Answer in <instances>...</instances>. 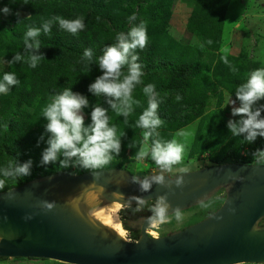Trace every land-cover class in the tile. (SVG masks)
I'll return each instance as SVG.
<instances>
[{"label":"rangeland","instance_id":"374dc122","mask_svg":"<svg viewBox=\"0 0 264 264\" xmlns=\"http://www.w3.org/2000/svg\"><path fill=\"white\" fill-rule=\"evenodd\" d=\"M114 1L116 3L109 7L111 12L117 15L127 13V2L131 5L135 4L125 0ZM147 1L149 3L146 4L145 1L142 3L143 9L138 6L134 8L140 14L137 25L143 22L146 25L148 38H152L155 42L153 45L155 50L151 53L154 57L153 65H150V67H154L149 69L142 67L144 72L142 83L133 93V99L139 101V104H133V112L128 117L127 124H125V118L122 115H117L109 109L110 126L114 124L117 127L118 135H124L121 137L120 155L104 169L121 165L132 176L136 175L141 178L160 171L150 158L143 161L135 159V153L142 144L143 132V129L135 127V121L139 118L135 111L148 107V98L143 93V87L148 84L154 85L156 93L162 98V109H167L166 118L174 122L180 120L182 122L179 126L173 124L172 129L164 127L165 125L162 124L157 130L161 140L176 139L185 144L183 163L174 166L173 173L180 172L181 167L190 171L204 166L217 165L215 162L226 153H231L232 161L256 163L252 156L254 151L251 150V144H240L239 141L242 137H234L227 127L228 121L230 119L237 120V117L232 116V105H226V103L231 98L235 100L233 84H239V81L245 82L252 70L264 68V0H228L226 2L219 22L221 28L219 46L215 50L202 42L199 33L188 30V20L194 3L192 0H169L168 6L165 7L170 12L169 19L166 26L157 31L155 28L160 19L158 16H156L157 19L154 15L152 17L154 6L150 4V0ZM222 2L223 0H216L218 6ZM0 6H3L0 7L2 10L5 6L12 8L15 5L8 1ZM23 14L24 12L18 9H11L10 14L7 15L0 11V29H2L0 34V80L3 79L5 72L12 71L16 73L20 81L7 93H0V140L4 134L7 135L8 131L14 129V133L10 136V140L6 141V145L2 146L4 143L0 142V165L7 161L9 156L16 158L20 163L31 159L33 161L31 174L44 171L53 173L60 168L58 164L41 165L40 163L43 150L48 146L47 139L50 135L45 131L47 121L43 117V109L50 102V99L47 98L49 95L40 93L31 95L35 89L36 76L28 72H23L21 75L8 64L9 54H14L19 49L17 43L11 42L8 28L16 18ZM183 68L190 71L186 78H183L179 73ZM62 90L63 88L60 89V92ZM170 91L172 93H169ZM177 95L181 97L179 101L176 100ZM236 106H239L238 101ZM178 108L183 110L188 108L189 113L184 117L191 116L193 118L194 114L198 112L200 114L184 122L180 116L181 112L171 114V111ZM91 111V106L84 109L86 125L91 123ZM180 131H187L191 135L185 140V138L176 135ZM41 136L44 137L43 140L40 139ZM131 142H135V147H128ZM81 169L83 168H67L68 173L71 174H78ZM0 178H3L2 175ZM27 178L29 176L24 177L23 180ZM10 180L9 178L6 182L8 183ZM221 203V199H213L182 211L183 219L180 221L170 215L168 222L151 224L147 231L161 236L184 228L213 212ZM128 209L119 210L120 219L131 212ZM134 234L137 232H131L124 228L126 238L134 240L136 238ZM57 262L42 258H7L0 261V264H58Z\"/></svg>","mask_w":264,"mask_h":264},{"label":"water","instance_id":"95a60500","mask_svg":"<svg viewBox=\"0 0 264 264\" xmlns=\"http://www.w3.org/2000/svg\"><path fill=\"white\" fill-rule=\"evenodd\" d=\"M98 171V177L91 171L49 173L0 191V257L66 264H264V164L226 162L173 173L185 179L182 188L173 184L174 192L153 185L141 193L125 168ZM114 192L125 200L142 195L150 201L168 193L172 209L178 205L181 211L215 196L222 203L204 218L157 237L147 231L151 213L120 219L124 228L137 232L127 240L87 215L89 193L99 194L95 208H101L118 199ZM45 200L55 201V208L44 209Z\"/></svg>","mask_w":264,"mask_h":264},{"label":"clouds","instance_id":"9594fccd","mask_svg":"<svg viewBox=\"0 0 264 264\" xmlns=\"http://www.w3.org/2000/svg\"><path fill=\"white\" fill-rule=\"evenodd\" d=\"M27 4L28 0H23ZM5 15L10 14L11 9L5 6L2 10ZM129 21L136 20V15L132 14ZM54 23H58L61 30L77 35L85 28L83 18L65 19L60 16L52 17L44 21L41 28L30 27L24 36L23 52H16L12 60L8 61L11 66L17 62L25 61L30 67L36 68L41 60L45 58L40 53L41 41L38 37L41 31L50 34ZM148 43L146 25L141 22L133 25L127 33L120 32L116 36V43L107 46L103 50V55L94 60L93 50L85 49L83 59L89 64L95 62L99 66L102 75L96 77L95 81L89 85V91L96 97L104 96L108 107L99 104L90 105L89 99L78 92H74L72 87H65L62 92L51 97L50 102L43 109V117L47 123L45 131L50 134L47 139V147L43 150L41 165L58 164L60 168L79 167L93 172L99 176L98 170L104 169L122 150L121 137L117 127L110 126L109 109L117 115H122L125 124L128 117L133 112V104L139 101L133 99V91L137 85L142 83L144 75L142 65L138 62L137 49H144ZM127 66V72L123 69ZM235 71V69H233ZM91 72V71H90ZM89 72V73H90ZM86 73V74H89ZM20 83L15 72H5L0 80V93H7L9 89ZM143 93L148 98V107L139 115L135 121V127L143 129L142 144L135 153L137 161L150 158L160 169L158 173L145 175L143 178L133 175L131 182L139 185L141 193L150 192L153 185H159L175 191L185 185L183 175H172L174 166L181 165L185 155V144L176 139L170 141L161 140L157 131L163 124V120L157 114L160 100L155 86L148 84L143 87ZM181 97L177 95L176 100ZM264 100V68L254 69L250 72L245 82L235 89V100L230 99L226 105H232V116L239 117L238 120L230 119L227 127L234 137H242L239 141L243 143H253L257 137H264V104L259 102ZM239 101V106L237 105ZM92 107L91 123L85 124L84 109ZM185 140L191 135L187 131H180L176 134ZM44 139L43 136L40 138ZM135 147V142L128 145ZM257 164H264V150L257 149L252 153ZM33 161L29 159L20 163L18 160H9L6 165L0 168V190L5 187L7 179L17 180L31 176ZM180 172H187V168L181 167ZM168 173L170 175H165ZM172 179H167V177ZM101 188V193L103 192ZM113 196L118 197L114 202L118 209H132L139 213L146 207L151 215L148 217L149 224L166 223L170 219V213L177 221L183 219L181 208L177 205L172 209V204L168 199V193L155 197L154 203H149L151 199L144 196H129L126 200L120 192H114ZM100 196L97 193H89L85 200L89 208L87 215L93 222L99 221L100 217L94 209ZM135 201V208H132ZM41 206L46 210H52L56 206L55 201H42ZM172 209L170 212L169 210ZM80 211L79 207L75 209ZM234 211V209L232 210ZM32 217H26L31 219ZM121 236L124 232L116 229ZM258 226L253 227V231H258Z\"/></svg>","mask_w":264,"mask_h":264},{"label":"trees","instance_id":"16d2710c","mask_svg":"<svg viewBox=\"0 0 264 264\" xmlns=\"http://www.w3.org/2000/svg\"><path fill=\"white\" fill-rule=\"evenodd\" d=\"M8 1L13 2L15 5L10 9H18L24 12V14L16 18L14 23L10 26V28H8L11 42L17 43L19 46L17 52H23L24 36L27 30L30 27L42 29L43 22L51 19L52 17L60 16L65 19L83 18L85 23V28L77 35H73L67 31L61 30L58 23L53 24L50 34H45L43 31H41V35L38 37V39L41 41V49L39 51L40 53L44 54L45 58L39 62L36 68L30 67V65L25 61L17 62L11 66L9 65V67L21 75H23V72H28L31 75L36 76V80L34 81L35 89L34 92H31V95H33V93H40L49 95L47 98L51 99L52 96L60 93V89L72 87L74 92L85 95L89 99L91 105L94 106L99 104L103 107H108L106 98L104 96L96 97L92 92L89 91V85L95 81L97 76L102 75V72L99 69L97 63L93 62L89 64L87 61H85L83 59V53L85 49H92L94 60L103 55V50L107 46L116 43V36L118 33H127L133 25H137L139 22L140 14L136 12L137 9L134 7L138 6L139 8L143 9L142 3H144V1L146 4L149 2L147 0H125L135 4L131 5L127 2V13L125 15H117L114 12L112 13L109 7L116 3L114 0H28L27 4L23 3V0H0V5L2 3H8ZM192 1L194 3L188 20V30L199 33L202 42L208 44L212 50H215L217 46H219L221 32L219 23L220 18L223 15L224 8L228 0H223V2L220 4L221 7L218 6L216 0ZM167 2L169 3V0H150V4H153L154 6L152 17L154 15L156 19V16H158L160 19V22H157L155 28L156 31L166 26L167 20L169 19L170 12L167 8H165L168 6ZM132 14L136 15V20L130 22L128 18ZM1 30L2 29H0V34ZM154 44V40L152 38H148L147 46L144 49L136 50L139 56L138 62L142 65V67L147 69L154 67H150V65H153L152 60L154 57L151 53L155 50V46H153ZM15 54L16 52L14 54H9L8 61L12 60ZM123 71L125 73L127 72V66H125ZM179 73L183 78H186L190 74V71L187 68H183ZM241 83L242 82L239 81V84H233L234 91ZM137 89L138 85L134 89L133 93ZM169 93L172 92L170 91ZM233 93L235 94V92ZM157 99L161 101L162 98L157 96ZM259 103L264 104V100H261ZM187 109L188 108H185L183 110L178 108L177 110L175 109L171 111V114H177L181 112L182 115L180 116H182V121L184 122H187L200 114V112L194 114L193 118L191 116L184 117L189 113V110ZM144 110L145 109L140 111L136 110L135 114L139 116ZM166 111L167 109H162L160 102L157 109V114L163 120V124L165 125L164 127L172 129L173 124L175 126L181 125V120L179 122H174L170 119L168 120L166 118ZM238 119L239 117H237V120ZM13 131L14 129L8 131L7 135L4 134L1 137L0 142L4 143L2 146L6 145L7 140H10V136L14 133ZM257 149L264 150V137H257V139L251 143V150L256 151ZM230 157L231 153H226L218 161H216L215 164H220L222 162L238 163L237 161H232ZM13 159L17 160L16 158L10 156L8 160L5 158L7 161H4L0 165V168L4 167L9 160ZM242 163L253 164L252 161H243ZM112 167L124 168L121 165ZM87 171L90 170L81 169L78 173ZM55 172H69V170L59 168ZM46 174H49V172L44 171L33 173L25 180H23V178L17 180L11 179V182H6L7 184H5V187L0 191H6L10 189V187L22 185L28 180ZM213 199H218V197L215 196L211 200ZM149 203H154V201H150ZM135 207L136 206H132V208ZM128 210L131 211L130 213H136L130 208ZM130 213L126 215V217H128ZM149 213L150 211L146 207L143 211L136 214L146 215ZM126 217H121V219L125 220ZM134 235L137 237V234ZM6 259L7 258L5 257H0V261ZM16 259H22V257H16ZM57 263L66 264L62 262Z\"/></svg>","mask_w":264,"mask_h":264},{"label":"bare ground","instance_id":"6f19581e","mask_svg":"<svg viewBox=\"0 0 264 264\" xmlns=\"http://www.w3.org/2000/svg\"><path fill=\"white\" fill-rule=\"evenodd\" d=\"M119 210L120 209H118L116 207L115 202L112 204H108L106 206H103L101 208L93 209V211H95L97 213V215L100 217V220L104 221V223H102V224L112 228L118 234H119V232L116 229H121L124 232V228L122 227V224L120 222V218L118 215ZM148 234L150 236H153V237L158 236L157 234H151L149 231H148ZM122 237L129 240L128 238L125 237V235H123Z\"/></svg>","mask_w":264,"mask_h":264},{"label":"flooded vegetation","instance_id":"af4514ba","mask_svg":"<svg viewBox=\"0 0 264 264\" xmlns=\"http://www.w3.org/2000/svg\"><path fill=\"white\" fill-rule=\"evenodd\" d=\"M130 215H131V216H135V215H137V214H135V213H130ZM130 215H129L128 217H130ZM128 217H127L126 219H128Z\"/></svg>","mask_w":264,"mask_h":264}]
</instances>
